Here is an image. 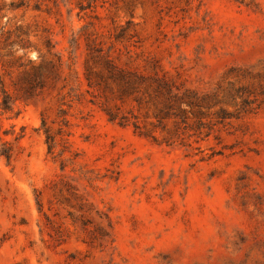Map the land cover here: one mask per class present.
Listing matches in <instances>:
<instances>
[{"label": "rangeland", "instance_id": "obj_1", "mask_svg": "<svg viewBox=\"0 0 264 264\" xmlns=\"http://www.w3.org/2000/svg\"><path fill=\"white\" fill-rule=\"evenodd\" d=\"M0 78V264H264V0H0Z\"/></svg>", "mask_w": 264, "mask_h": 264}, {"label": "trees", "instance_id": "obj_2", "mask_svg": "<svg viewBox=\"0 0 264 264\" xmlns=\"http://www.w3.org/2000/svg\"><path fill=\"white\" fill-rule=\"evenodd\" d=\"M108 63L110 66L112 78L114 79L115 82L119 84L123 94L135 92L137 88V82L147 84L146 82L149 79H151L153 81V85H155V87L153 88V91L155 93L162 94L161 92L163 90L167 92L171 91L172 83L166 79L136 76L135 74H132L130 72L119 70L111 61H109ZM56 67L57 66L53 64H41L40 66H35L32 70V73L26 72V75H28L27 77H29L28 81L30 82L31 85L30 88L27 90V93L31 95L32 90H34V88H36L38 84L40 85L43 83L45 72L50 71V69L52 68L55 69ZM0 88L3 97L2 102L0 103L1 109L3 111H13L18 99L12 97V95H10L6 91L5 85L2 82L1 78H0ZM104 111L106 112V115L108 116V119L111 123H117L122 127H126L129 125V120L127 119V117L121 116L119 113L114 112L112 110L106 109ZM43 126L45 128L46 126L45 122L43 123ZM133 127L135 133H137L139 136L149 137L148 133L144 132L138 124L134 123ZM45 132L47 135L48 142H53L52 137L48 135V131ZM50 148L52 149V147ZM2 156H4L8 161H10L11 159V155L6 151L2 153Z\"/></svg>", "mask_w": 264, "mask_h": 264}]
</instances>
